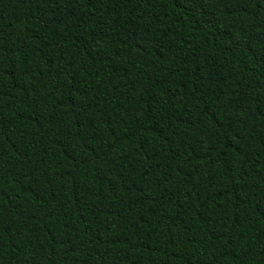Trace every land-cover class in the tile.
Instances as JSON below:
<instances>
[{
  "label": "trees",
  "instance_id": "16d2710c",
  "mask_svg": "<svg viewBox=\"0 0 264 264\" xmlns=\"http://www.w3.org/2000/svg\"><path fill=\"white\" fill-rule=\"evenodd\" d=\"M0 264H264V0H0Z\"/></svg>",
  "mask_w": 264,
  "mask_h": 264
}]
</instances>
